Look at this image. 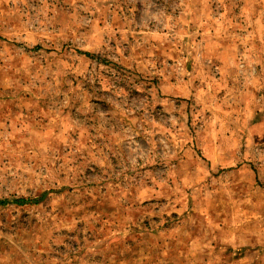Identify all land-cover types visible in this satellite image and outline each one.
<instances>
[{
	"label": "rangeland",
	"instance_id": "1",
	"mask_svg": "<svg viewBox=\"0 0 264 264\" xmlns=\"http://www.w3.org/2000/svg\"><path fill=\"white\" fill-rule=\"evenodd\" d=\"M0 264H264V0H0Z\"/></svg>",
	"mask_w": 264,
	"mask_h": 264
},
{
	"label": "trees",
	"instance_id": "2",
	"mask_svg": "<svg viewBox=\"0 0 264 264\" xmlns=\"http://www.w3.org/2000/svg\"><path fill=\"white\" fill-rule=\"evenodd\" d=\"M16 203H21V202H23V200L21 199V200H16L15 201Z\"/></svg>",
	"mask_w": 264,
	"mask_h": 264
}]
</instances>
